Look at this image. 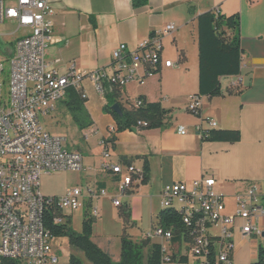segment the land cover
<instances>
[{
  "label": "crops",
  "instance_id": "0c3cea01",
  "mask_svg": "<svg viewBox=\"0 0 264 264\" xmlns=\"http://www.w3.org/2000/svg\"><path fill=\"white\" fill-rule=\"evenodd\" d=\"M49 4L54 11V28L47 61L61 74H67L75 65L84 74L111 76L113 52L119 45L126 44L129 51H136L155 32L170 24L177 27L172 36L163 39V58L180 63L181 67L161 69L147 77L144 84L132 82L118 90L115 98L126 108L140 98L161 103L171 111L167 128L118 132L115 119L104 110L106 96L86 79L82 89L87 96L83 99L87 117L80 122L83 130L72 117L76 126L72 149L65 135L54 134L67 139L70 151L82 154L84 170L44 174L41 184L44 182L46 189L56 183L46 191L47 195L41 193L60 197L71 189L82 190L81 210L65 213L71 217L74 231L82 232L87 208L92 213L96 211L92 239L119 262L124 235L140 242L158 225L163 191L177 183L190 189L193 182L202 178L216 180L214 190L226 196L227 214L236 211L234 196L252 185L257 186L264 207V0H149V5L139 11L131 0H49ZM217 9L225 16L240 15L241 62L245 67L241 75L221 79V96H200V113L195 114L188 106L191 98L199 94L198 18ZM139 73L143 75V69ZM109 92L112 90L107 85ZM64 101L65 98L57 105L55 113L69 112ZM208 119L217 122L215 131L240 132V141H204L197 129L210 131ZM179 128H185L187 134H180ZM106 148L112 165L124 169L133 165L144 172L148 167V182L121 193V176L102 168ZM115 200L121 205L115 206ZM124 209L130 213L128 225L122 216ZM241 226L239 220L234 263L255 264L259 248L264 246V234L245 236ZM259 226L264 229V219ZM151 242L161 244L159 240ZM170 248L175 254L182 249L179 243Z\"/></svg>",
  "mask_w": 264,
  "mask_h": 264
},
{
  "label": "built area",
  "instance_id": "2783aa9c",
  "mask_svg": "<svg viewBox=\"0 0 264 264\" xmlns=\"http://www.w3.org/2000/svg\"><path fill=\"white\" fill-rule=\"evenodd\" d=\"M215 13L221 14L218 9ZM53 15L49 0H0V25L6 22L15 24L17 30L11 35L20 34L14 50L0 60V239H6L4 250L11 258L19 259L20 264L61 262L51 233L35 224L38 211L47 213L56 208L65 214L82 208L83 192L80 189L68 190L60 197L41 193L44 174L81 172L84 163L82 154L70 151L66 138L45 131L40 119L56 111L70 88L81 92L82 99L86 100L82 89L86 79L105 95L107 85L110 90H121L135 81L144 84L147 77L161 69L181 67L180 63L163 58V39L177 30L174 24H170L155 32L136 51H129L126 44L119 45L113 52L111 76L84 74L76 70L75 65L67 74H61L47 61L53 39ZM244 67L241 62V70ZM141 69L143 75L139 73ZM141 105L139 100L134 103L135 108ZM200 108V96L192 97L188 110L199 114ZM206 123L211 130L218 126L213 119L206 120ZM197 131L201 137L205 132L202 128ZM179 133L186 135L187 130L179 128ZM110 157L106 148L102 168L121 176V193L126 194L134 185L143 183L144 170L133 165L125 169L112 165ZM216 185L214 178H202L193 182L190 189L184 183H177L162 193V204H181L188 236L179 245L190 252L183 253L189 259L188 264H212L211 240L221 242L222 264L234 263L239 220L242 221L240 231L243 235L260 237L264 234V229L259 226V221L264 219V207L260 204L257 186L252 185L246 192L235 195L236 211L227 214L226 196L215 192ZM31 200H40L39 210H31ZM114 204L120 206L121 202L115 200ZM93 215L96 217L97 212L94 211ZM203 215H210V230H203ZM55 223L63 224L64 219L56 218ZM173 238L172 231L158 225L145 234L146 240L161 241L163 264H173L175 253L170 251ZM182 249L176 255H181Z\"/></svg>",
  "mask_w": 264,
  "mask_h": 264
},
{
  "label": "trees",
  "instance_id": "16d2710c",
  "mask_svg": "<svg viewBox=\"0 0 264 264\" xmlns=\"http://www.w3.org/2000/svg\"><path fill=\"white\" fill-rule=\"evenodd\" d=\"M136 11L142 10L149 5V0H131ZM240 15L225 16L217 15L214 11L204 13L198 18L199 30V94L198 96L217 97L222 95L221 79L225 77H237L241 75V61L243 50L240 42ZM117 89L106 93L107 105L105 112L112 115L117 123V131L126 130H155L167 128L170 124L171 111L166 110L161 103H149L144 98L139 101L142 105L135 108L133 105L126 108L121 102L116 101ZM65 105L76 124H80L85 117L84 104L81 92L70 88L65 96ZM118 104L123 116L116 114L112 107ZM142 123V125H140ZM204 141L238 142L241 134L238 131H205L202 133ZM149 168H145L143 183L148 182ZM125 224H129L130 213L127 209L122 211ZM63 218V224H56V218ZM158 226L172 231L173 244L181 243L188 233L183 224V215L176 208H163L157 217ZM96 217L87 208L84 213L82 232L77 233L71 226V217L62 211L51 208L44 211L43 224L54 239L67 238L72 249L82 252L85 258L92 264H163V247L151 240L134 242L127 235L122 238L121 258L115 262L110 254L103 251L92 239ZM214 244L218 245L217 248ZM222 249L220 240H211L212 264L218 257L217 252ZM188 264L186 255H173V264ZM3 264H20L18 261L4 259ZM69 264H84L76 255L71 254ZM235 264V263H231ZM255 264H264V246L259 248L258 260Z\"/></svg>",
  "mask_w": 264,
  "mask_h": 264
},
{
  "label": "rangeland",
  "instance_id": "374dc122",
  "mask_svg": "<svg viewBox=\"0 0 264 264\" xmlns=\"http://www.w3.org/2000/svg\"><path fill=\"white\" fill-rule=\"evenodd\" d=\"M17 30V27L15 24L6 22L3 25H0V60L3 58H6L9 56V53L14 50V45L16 40L19 38L20 34L17 35H11ZM8 67V66H7ZM6 67V68H7ZM224 83H227V81H224ZM41 124L45 131L52 135H65L69 139V149L71 150L73 147V142L71 139L75 136L76 132V126L74 125L72 114L69 112L58 111L54 112L52 115L48 117H42L40 119ZM77 175H70V178H76ZM54 183L52 186H49L48 189L44 186V182L41 184V191L44 195L46 194L47 190H51L52 187H54ZM79 224V223H78ZM77 225V223H74V227ZM59 240L57 245L55 244V241ZM54 240V246L55 250L58 253L60 257V264H69L70 255L74 254L76 255L84 264H92L90 263L84 256V254L78 250H71V247L69 245L67 238H60ZM183 253L190 254V252L187 250V248L183 249ZM180 255V256H181ZM174 264H180V263H174Z\"/></svg>",
  "mask_w": 264,
  "mask_h": 264
},
{
  "label": "bare ground",
  "instance_id": "6f19581e",
  "mask_svg": "<svg viewBox=\"0 0 264 264\" xmlns=\"http://www.w3.org/2000/svg\"><path fill=\"white\" fill-rule=\"evenodd\" d=\"M39 208H40V200H31V210H39ZM162 208H165V209L176 208L177 210L181 211V204L163 203ZM43 214H44V211H38L37 215H35V224H37V226H40L41 228H44ZM203 230H210V215H203ZM4 246H6V239H0V264H3L2 261L4 259H10V260L19 262V259H14L8 256L7 251L4 250ZM214 246L217 248L219 244L218 245L214 244ZM217 254H218V257L221 258L222 260V249H219ZM215 264H222V262L219 259L217 260Z\"/></svg>",
  "mask_w": 264,
  "mask_h": 264
},
{
  "label": "water",
  "instance_id": "95a60500",
  "mask_svg": "<svg viewBox=\"0 0 264 264\" xmlns=\"http://www.w3.org/2000/svg\"><path fill=\"white\" fill-rule=\"evenodd\" d=\"M112 110L118 114L119 116H123V112L120 108V106L118 104H115L113 107H112Z\"/></svg>",
  "mask_w": 264,
  "mask_h": 264
}]
</instances>
